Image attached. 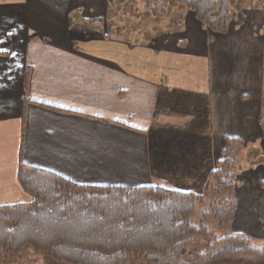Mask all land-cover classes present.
<instances>
[{"label": "crops", "instance_id": "obj_1", "mask_svg": "<svg viewBox=\"0 0 264 264\" xmlns=\"http://www.w3.org/2000/svg\"><path fill=\"white\" fill-rule=\"evenodd\" d=\"M230 1L225 33L171 0L143 35L136 18L121 21L136 10L121 2L0 0V206L31 200L19 158L85 185L202 193L235 124L223 114L231 74L219 71L264 43V0ZM252 58L236 97L242 126L258 128Z\"/></svg>", "mask_w": 264, "mask_h": 264}, {"label": "trees", "instance_id": "obj_2", "mask_svg": "<svg viewBox=\"0 0 264 264\" xmlns=\"http://www.w3.org/2000/svg\"><path fill=\"white\" fill-rule=\"evenodd\" d=\"M173 1L191 10L205 28L227 30L230 0ZM120 2L137 4L151 15L164 6L158 0H108L111 6ZM261 128L264 139V123ZM242 151L241 139L225 138L210 172L214 184L207 183L202 193L85 185L19 158L17 181L31 200L0 206V256L31 249L49 256L50 264H264V241L256 246L241 232L226 230L234 219ZM206 201L217 215L225 214L223 221L212 218L217 224H208V206L201 210L202 220L192 221Z\"/></svg>", "mask_w": 264, "mask_h": 264}, {"label": "rangeland", "instance_id": "obj_3", "mask_svg": "<svg viewBox=\"0 0 264 264\" xmlns=\"http://www.w3.org/2000/svg\"><path fill=\"white\" fill-rule=\"evenodd\" d=\"M164 1L165 0H158L157 5ZM256 4L259 6L261 5L257 1ZM171 5L173 4L164 3V6L162 7H170L169 9L171 11ZM122 6H131V2L129 4L122 3ZM135 8L136 10L133 11L134 13H130V11L126 12L122 9L123 13L121 14V21L129 23L130 19L134 21V19L136 18L139 22L140 29H143V35L145 33L144 28L146 24H148V29L150 28L153 32H157L158 23L167 21V19L161 18L159 15H157L158 18H156L157 16L152 17L149 10L146 11L144 7H140L137 4H135V7H133V9ZM157 10H161V7L157 6ZM170 14L171 17H174L172 13ZM148 17L150 18L147 20ZM149 21H151L152 25ZM228 23L229 21L227 22V27ZM207 31L209 33H225L221 31H212L210 29H207ZM209 39H211V37H209ZM259 47L260 52H248V55L250 57L249 59L247 57H237L234 54L233 57L236 61H234L233 58L228 59V66L226 68H222L219 71L221 75H224L226 73L231 74V82L228 85V88H230L235 93V98L232 105H227V110L223 111V114H232L235 117L233 120V122L235 123L233 124L234 126L231 127L230 125L232 134H229L228 136L238 137L243 141L244 144L243 152L239 155L236 162V171L239 173L237 175V186L233 197L234 205L236 208L233 213L234 219L231 226H226V230L232 232H241L245 236L249 237L251 244L256 246H261L264 241V140L263 142H261V135L260 137L259 135H257V137L253 136V132H255L256 130L259 131L260 134V131H262L261 125L262 123H264V43H262V46ZM257 53L261 57L260 68H262L259 71V77L254 80L249 78L250 89H247L244 85H242L241 87H244L245 89L250 91L254 90V92L255 90H257L256 94L251 96L250 99H253V101L256 102L255 112L257 118L259 119L258 128L253 125L254 120H250L251 125L242 126V120L239 119L238 116L241 105L239 104V100L236 97V94L240 92V83L247 79L245 75V69L242 66H246V64L255 62L252 56L256 55ZM228 57H232V55L229 54ZM249 95L251 94H248V96ZM225 121L229 122L230 120L227 119ZM259 158L262 159L261 162L258 161ZM213 184L214 183L211 178L210 185L212 186ZM207 206H210L208 205V201H206L205 204L197 207L196 211L191 216L192 221L194 220L195 222H198L202 220L201 210H204L205 208H207ZM215 210V207L208 208V214L206 215V218L209 220L208 224H217V219H220L221 221L225 219V214L217 215ZM212 218H215L216 220L212 222ZM218 229L220 230L222 229V227H219ZM224 231L225 230L223 229L222 232ZM220 232L221 231H218L217 233ZM51 262L52 261L49 256L41 253H36L31 249H26L20 254L14 256L8 255L7 258L0 256V264H50ZM130 264L146 263L137 260Z\"/></svg>", "mask_w": 264, "mask_h": 264}]
</instances>
